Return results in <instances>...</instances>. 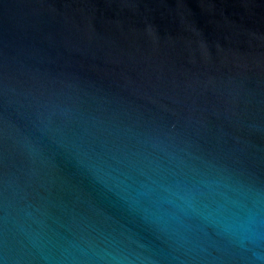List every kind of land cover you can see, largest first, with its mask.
Masks as SVG:
<instances>
[{"label":"water","instance_id":"1","mask_svg":"<svg viewBox=\"0 0 264 264\" xmlns=\"http://www.w3.org/2000/svg\"><path fill=\"white\" fill-rule=\"evenodd\" d=\"M0 264H264V0H0Z\"/></svg>","mask_w":264,"mask_h":264}]
</instances>
